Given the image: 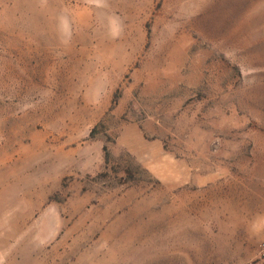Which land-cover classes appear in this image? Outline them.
Returning a JSON list of instances; mask_svg holds the SVG:
<instances>
[{"label": "rangeland", "instance_id": "1", "mask_svg": "<svg viewBox=\"0 0 264 264\" xmlns=\"http://www.w3.org/2000/svg\"><path fill=\"white\" fill-rule=\"evenodd\" d=\"M264 0H0V264H264Z\"/></svg>", "mask_w": 264, "mask_h": 264}, {"label": "built area", "instance_id": "2", "mask_svg": "<svg viewBox=\"0 0 264 264\" xmlns=\"http://www.w3.org/2000/svg\"><path fill=\"white\" fill-rule=\"evenodd\" d=\"M263 255H264V245H263Z\"/></svg>", "mask_w": 264, "mask_h": 264}]
</instances>
